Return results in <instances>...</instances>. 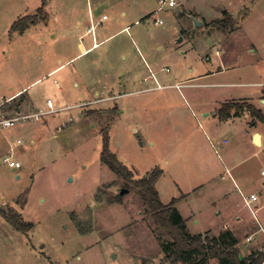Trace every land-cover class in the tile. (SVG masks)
<instances>
[{
    "label": "rangeland",
    "instance_id": "rangeland-1",
    "mask_svg": "<svg viewBox=\"0 0 264 264\" xmlns=\"http://www.w3.org/2000/svg\"><path fill=\"white\" fill-rule=\"evenodd\" d=\"M96 2L45 0L38 12L42 0H0V98L44 75L1 105L2 115H16L18 104L35 98L41 104L50 98L55 109L67 106L41 119L0 126L2 140L22 141L13 154L21 167L0 164V207L32 223L22 232L0 215V264H169L162 260V245L170 237L146 213L133 184L119 194L125 180L100 160L104 130L110 150L135 178L154 167L163 170L157 180L162 202L186 191L180 206L194 232L189 233L212 237L229 228L241 255L260 249L264 123L247 110L236 115L231 107L251 103L264 113V0H178L161 11L157 0H100L98 8ZM88 4L96 8L95 20L101 19L96 41L112 35L69 60L79 43L92 44V35L80 38L81 32L69 31L75 20L89 19ZM223 11L232 23L219 27ZM25 14L36 22L22 33L11 31ZM145 62L163 87L140 98V118L113 109L129 96L108 103L93 98L92 90L103 83L109 93H120L119 82ZM221 107L231 109L228 118H220ZM253 132L262 134V144L253 143ZM4 150L1 146L0 157ZM252 192L262 205L257 217L241 196ZM115 196L119 201L109 203ZM258 220L260 233L254 232ZM250 234L254 240L247 242Z\"/></svg>",
    "mask_w": 264,
    "mask_h": 264
},
{
    "label": "trees",
    "instance_id": "trees-1",
    "mask_svg": "<svg viewBox=\"0 0 264 264\" xmlns=\"http://www.w3.org/2000/svg\"><path fill=\"white\" fill-rule=\"evenodd\" d=\"M44 3L45 0H42V5L37 8L38 12L43 11ZM223 12L225 17L216 21L219 27H226V24L232 23L228 13ZM35 22L34 15L25 14L11 24L10 30L22 33L29 27L30 23ZM231 108H233L236 115L247 110L254 119L264 123V113L256 109L251 103L245 105L235 103ZM113 109L117 110L116 107ZM230 110L221 107L218 111L220 118H228ZM100 160L113 173L125 180L126 189L130 190L132 184L137 188L143 203L146 205V213L170 237V241L162 245L163 262L192 264L194 256H201L197 260V264H205L209 259H215L218 264H264V252L261 249H253L246 256L240 257L238 239L229 229H223L220 234L212 237L203 236L201 233L191 234L187 232L186 220L176 207L179 198L173 197L166 203L160 200L155 184L162 175L163 170L154 167L145 172L143 176L135 178L134 172L110 150L107 130H104L102 136ZM113 201H119V197L115 196L113 200L108 202L112 203ZM0 215L19 231L26 232L32 227V223L24 221L21 215L11 208L4 209L0 207Z\"/></svg>",
    "mask_w": 264,
    "mask_h": 264
},
{
    "label": "crops",
    "instance_id": "crops-1",
    "mask_svg": "<svg viewBox=\"0 0 264 264\" xmlns=\"http://www.w3.org/2000/svg\"><path fill=\"white\" fill-rule=\"evenodd\" d=\"M101 4L103 5V2L101 1ZM95 5H97L96 6V8H98L99 6H100V0H97V2H96V4ZM90 6V7H89ZM96 8H93V6H92V4H88V12H87V14H88V17H89V19L84 23V24H81V21L80 20H75L74 21V23H73V25H72V27L69 29V31H71V32H74V31H79V32H81V34H80V38L81 37H83V36H88V35H92L91 33H87L86 32V28L89 26V23H90V19H92L93 21H96L95 20V15H94V9H96ZM126 14V13H125ZM104 15V14H103ZM101 24V23H100ZM128 26H124L123 28H121V30H126V28H127ZM96 29V28H95ZM95 31V30H94ZM112 35V34H111ZM111 35H109V36H111ZM109 36H107L106 38H108ZM106 38H104V39H102V40H100V41H96V39H95V37L92 35V44L90 45V46H87V47H84L81 43H79L78 44V49H79V51L75 54V55H73L71 58H69V60H72V59H74V58H76V57H78V56H81V55H83V54H85V53H88V52H90L91 50H94L95 49V47H97L102 41H104ZM69 60H66L65 62H63V63H67ZM145 61V60H144ZM63 63H61V64H59V65H56V66H54L52 69H50L47 73H46V75H51V74H53L55 71H58L59 69H60V67L63 65ZM145 66L144 67H138V66H136V67H133L130 71H128L129 73H127L128 75L125 77V80L124 81H122V82H119V84H120V86L122 87V89L123 90H121V92L120 93H118V94H113V93H109L108 92V90H107V84L105 83H103L102 85H98V88H94L93 90H92V92H93V98L94 97H96L97 98V101L98 102H100V101H103V102H105V103H108V102H111L112 100L111 99H115V98H118V97H120V96H122V97H124V96H129L130 98L127 100V102H126V104L124 105V106H122L121 108H120V105H115L116 106V108L118 107V109H117V111H118V113H120V114H124V113H126V112H128L129 110H131L133 113H135V114H137V118H140L141 116L140 115H142L141 113H142V108L140 107V105H139V103H140V98H142V96L143 95H145V94H149L150 92H152V91H154L156 88H160V87H163V85L159 82V80L157 79V77H156V74H155V72L150 68V66L145 62ZM215 65H217V63H215ZM108 72L106 71L105 73H104V79H107L108 78ZM44 77V75H41V76H39V77H37L36 79H34L32 82H30L29 84H27V85H24V86H21L20 88H18L16 91H14V92H12L11 94H9L8 96H7V98H5V99H9V101L8 102H6L5 103V105L6 104H11L18 96H20V95H22V94H24V89L25 88H28V86L29 85H31V84H34V83H36V82H38L40 79H42ZM103 79V80H104ZM150 79H152L153 81H154V83L152 84V83H150ZM175 79V78H174ZM104 82V81H103ZM100 83H101V81H100ZM99 83V84H100ZM176 84V83H175ZM175 84H173V85H175ZM169 85H170V87H172L173 85L172 84H167V87H169ZM27 91H25V93H26ZM107 92V94H109V97H106L105 95H103V94H105ZM109 98V99H108ZM1 99H3V100H5L4 98H1ZM47 99H50V98H47ZM46 99V100H47ZM108 99V100H107ZM25 100V99H24ZM93 100V99H92ZM91 100V101H92ZM264 100V99H263ZM90 101V102H91ZM52 104H53V101H52ZM53 106H54V104H53ZM44 107H46L47 108V106H46V101L43 103V104H41V103H37V101H36V98L33 100V102H28V101H23V102H21L20 104H18L17 106H16V114H31V113H35V112H37V111H39V110H45V109H43ZM57 110H64V109H67V106H60V107H58V108H56ZM3 112V111H2ZM2 112H1V110H0V117L1 116H3V117H10V116H15V115H2ZM53 113V112H52ZM41 119V118H40ZM254 133H257V132H253V135H254ZM258 134H259V137H260V140H259V142H260V144H262V134L260 133V132H258ZM17 139H20V138H16L15 139V141L17 140ZM227 141V139H224L223 140V142L224 141ZM15 141H13V140H9V139H7L6 138V140L4 139V140H2V138H0V143L2 144H0V147L1 146H3V147H5V150L2 152V154H4V153H6L8 150H9V146H10V144L12 143V142H15ZM22 142V141H21ZM17 146H19V145H15V149H14V154H16L15 153V151L17 150ZM214 147V146H213ZM19 148V147H18ZM226 171L228 172V174L230 175V176H232L231 175V169L230 168H226ZM262 172V171H261ZM260 172V173H261ZM262 174V173H261ZM162 176H163V174H162ZM232 179H233V176L231 177ZM159 179H161V178H159ZM159 181V180H158ZM158 181L156 182V184H155V186H156V189L158 188V186H157V183H158ZM233 182H234V185H235V187L238 189H240V187H239V184L236 182V180H235V178L233 179ZM175 186H177V188H180V186H179V184L177 183V182H175ZM197 188H199V186L198 187H196L195 189H197ZM238 189V190H239ZM200 190V189H199ZM158 193H159V190H158ZM253 193V192H252ZM187 193H186V191H185V193H182V194H180L179 196L177 195V196H175V197H177V198H179L178 199V201H177V203H176V207H177V209H178V211L180 212V214L183 216V218L186 220V222H185V224H186V229L188 230V232H192V231H190L189 230V227H188V217H186V216H184V214L181 212V206H180V203L182 202V200H184L185 199V196L183 197L182 195H186ZM159 196H160V198H161V194L159 193ZM173 198V197H172ZM164 202V201H163ZM258 204V206H256ZM254 207H257L258 208V210H257V213H258V211L260 210V208L262 207V205H260L259 204V202H258V199H257V201H256V203H255V205H254ZM257 213L255 214V216L257 217ZM257 219H259V218H257ZM196 221V220H195ZM258 222H259V220H258ZM260 223V222H259ZM264 223V222H263ZM223 229H229V228H223ZM210 229H208V230H205L204 232H206V231H209ZM229 230H231V229H229ZM232 231V230H231ZM258 232V233H260L259 232V230L257 229V230H254V232ZM233 232V231H232ZM192 233H194V232H192ZM198 233H201V232H198ZM235 235V234H234ZM236 236V235H235ZM263 237H264V234H263ZM254 240V239H253ZM252 240V241H253ZM259 240V239H258ZM238 243H239V240H238ZM264 244V243H263ZM262 246H264V245H262ZM261 246V247H262ZM260 247V248H261ZM247 254H244V255H241L240 253H239V256L240 257H244V256H246ZM183 264V263H182Z\"/></svg>",
    "mask_w": 264,
    "mask_h": 264
},
{
    "label": "built area",
    "instance_id": "built-area-1",
    "mask_svg": "<svg viewBox=\"0 0 264 264\" xmlns=\"http://www.w3.org/2000/svg\"><path fill=\"white\" fill-rule=\"evenodd\" d=\"M158 2V7L157 10H165V9H169L174 7L178 0H157ZM107 16L104 14L102 15V19H105ZM90 23L89 26L86 28V32L87 33H91L92 35L94 34V30L96 28V26L100 25L101 23V19L93 21L92 19H90ZM155 24H161L163 21L161 19H155L154 20ZM261 85L264 86V83H261ZM175 86L180 87L181 84H175ZM9 99H1L0 98V106L4 105L6 102H8ZM46 106L47 108L45 110H39L35 113H31V114H16L15 116H10V117H0V126L2 127H11L14 126V124L18 121H22V120H26V119H40L43 115L55 112L57 109L54 108L53 104H52V100L51 99H47L46 100ZM224 142H227L226 140ZM21 144V139H17L15 142H12L9 146V150L2 154L0 157V164H5L8 167H12L14 169H17L19 167H21V163L16 160L13 157L14 154V149H15V145H19ZM262 174H264V171L261 172ZM242 199L244 201V204L252 211L253 216H255L256 211L258 210L257 207H254L258 197L254 194L251 193L249 194V196L244 195L241 193ZM258 230L259 231H263L262 226L260 225V223L258 222ZM264 233V231H263ZM253 234H250L246 237V241L247 242H251L253 240ZM263 252H264V246H262L260 248Z\"/></svg>",
    "mask_w": 264,
    "mask_h": 264
},
{
    "label": "water",
    "instance_id": "water-1",
    "mask_svg": "<svg viewBox=\"0 0 264 264\" xmlns=\"http://www.w3.org/2000/svg\"><path fill=\"white\" fill-rule=\"evenodd\" d=\"M193 20L195 21V22H197L199 25H200V23H201V21L200 20H197V19H195V18H193ZM215 112H213V114H214ZM206 114H208V113H206ZM253 143H256V144H259L260 142H259V134L258 133H254V135H253ZM128 191V189H124V188H122L120 191H119V194H123L124 192H127Z\"/></svg>",
    "mask_w": 264,
    "mask_h": 264
},
{
    "label": "bare ground",
    "instance_id": "bare-ground-1",
    "mask_svg": "<svg viewBox=\"0 0 264 264\" xmlns=\"http://www.w3.org/2000/svg\"><path fill=\"white\" fill-rule=\"evenodd\" d=\"M259 140H260V137H259Z\"/></svg>",
    "mask_w": 264,
    "mask_h": 264
}]
</instances>
